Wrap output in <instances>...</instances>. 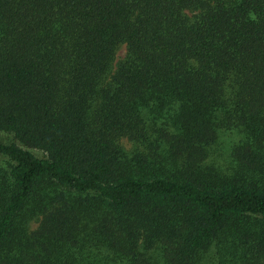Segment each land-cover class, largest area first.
I'll return each instance as SVG.
<instances>
[{
	"label": "trees",
	"instance_id": "16d2710c",
	"mask_svg": "<svg viewBox=\"0 0 264 264\" xmlns=\"http://www.w3.org/2000/svg\"><path fill=\"white\" fill-rule=\"evenodd\" d=\"M0 131V264H264V0H0Z\"/></svg>",
	"mask_w": 264,
	"mask_h": 264
},
{
	"label": "rangeland",
	"instance_id": "374dc122",
	"mask_svg": "<svg viewBox=\"0 0 264 264\" xmlns=\"http://www.w3.org/2000/svg\"><path fill=\"white\" fill-rule=\"evenodd\" d=\"M125 49L124 45H120L115 53V60L117 61L119 58H121L124 55ZM237 134L234 131L230 130H224L220 132L218 136L217 142L212 146V156L213 163L218 166H223L228 161V153L230 150L231 144L236 140ZM0 142L2 143H9L14 142L12 135L10 133L0 131ZM30 151L40 156L42 153L37 149H30ZM36 223L32 222L30 226L33 228L35 227ZM209 257H207L206 260H208Z\"/></svg>",
	"mask_w": 264,
	"mask_h": 264
}]
</instances>
